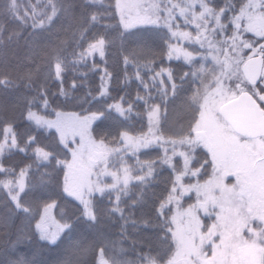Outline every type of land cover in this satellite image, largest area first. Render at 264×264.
<instances>
[{"label":"snow or ice","instance_id":"snow-or-ice-1","mask_svg":"<svg viewBox=\"0 0 264 264\" xmlns=\"http://www.w3.org/2000/svg\"><path fill=\"white\" fill-rule=\"evenodd\" d=\"M84 3L92 10L86 26L79 29L80 39H86L85 33L93 29L94 42L87 43L86 50L71 62L72 67L87 63V58L97 53L103 61L106 43L115 46L119 42L125 68L134 66L133 76L145 92L138 90L134 98L112 96L108 88L111 74L105 72L98 92L89 91L83 99L90 105L84 114L58 111L49 103L47 81L58 84V93L51 95L65 97L77 84L73 81L69 91L64 90L63 73L69 70V64L58 46L43 51L50 57L44 82L33 87L39 65L22 77L27 81L24 86L35 93L25 97L26 119L31 122L28 129L20 133L15 121L0 119V174L4 177L0 186L9 190L28 224H34V228L19 229L14 238L7 225L0 224V239L7 238L6 245L0 244V264H45L34 253L22 250L30 248L37 237L56 253L50 264H93L85 259L90 249L72 241L70 218L61 216L63 222H57L50 216L55 203H48L41 215L20 200L25 178L34 165L37 169L50 166L63 176L62 192L80 206L77 219L95 222L98 212L106 211L119 214L125 224L136 225L132 211L126 217L122 204L132 209L143 203L144 191L133 195L131 201L122 198L129 195L133 182L138 186L152 183L158 171L157 159L159 167L168 166L174 179L169 180L166 193L155 207L154 226L160 228L155 254L148 245L146 252L128 260L122 255L123 248L119 249L121 255L112 254L115 245L98 235V243L91 249H98L94 264H264V0H225L222 4L215 0ZM69 7L64 0H46L38 12L28 0L22 11L18 0H6L0 16L21 27L51 31L49 26L55 27L53 21L58 14L66 15ZM104 17L115 23H103ZM95 25H101L103 31L94 30ZM189 26L194 31L187 30ZM4 33L0 23V45L5 39L12 42L20 36L16 30L6 37ZM146 33L157 36L160 45L155 46ZM128 40H135L136 47H125ZM157 55L169 61L181 60L189 71L176 77L170 65L152 69ZM141 57L147 62L141 64ZM27 60L31 62V55ZM141 68L152 73L151 84L141 76ZM124 82H129L127 74ZM185 84L188 87L183 106L187 118L175 127L162 128L161 119L167 121V100L177 95L178 88L184 90ZM16 87L19 84L15 79L0 76V91ZM149 88L155 89V97ZM33 105L45 114L38 115ZM52 114L55 119L48 118ZM133 117L140 126L130 135L135 127ZM110 119L118 125L115 132L102 128ZM121 128L125 130L121 132ZM41 129L46 134L55 130L46 139L55 140L56 149L42 142ZM149 149H160L162 155L152 157L145 151ZM198 149L202 150L199 156ZM14 151L33 157V164L18 173L12 166H5L4 159ZM229 176L234 182L226 184ZM192 193L194 202L185 201ZM97 197L109 202L106 208L99 207ZM143 224L152 226L147 220ZM65 230L69 232V243L62 247L58 241ZM105 248L110 253L107 259Z\"/></svg>","mask_w":264,"mask_h":264},{"label":"trees","instance_id":"trees-1","mask_svg":"<svg viewBox=\"0 0 264 264\" xmlns=\"http://www.w3.org/2000/svg\"><path fill=\"white\" fill-rule=\"evenodd\" d=\"M6 0H0V8L4 7ZM22 5V11L28 6V0H18ZM46 0H32V5L39 12L41 6L44 5ZM225 0H215L216 4H222ZM64 3L69 7L67 14L60 16L53 21L51 31H41L39 29L33 30L31 27H21V25L11 20L8 17L0 16V23H3L5 27V37L9 31H19L20 36L18 39L9 42L5 39L4 44L0 45V76L10 77L15 79L19 84V87L11 88L6 91H0V119H7L15 121V128L18 132L23 133L28 129L31 122L26 119L27 116V101L25 97L35 95L33 91H30L24 85L27 83L26 79H22L27 72L35 70L39 65L40 71L33 77V87L37 84L44 82L46 69L50 57L43 55V51H49L52 47H59L61 49V55L65 58V63L69 64V70L63 73L64 77V90L69 91V84L75 82L77 87L71 90L70 96H60L58 94L51 95L52 93H58V84L53 81H47V87L49 92V103L58 111H64L67 113L84 114V110L90 107L89 104L83 103V99L86 94L91 91L93 94L99 90L101 83L100 77L108 72L111 74V79L108 81L109 92L112 96H125L126 98H134L137 91L141 94L145 92V89L141 87L140 81L134 78L133 73L136 71L132 64H129L126 68L122 61V54L119 42L115 46H109L106 43L105 57L103 61L99 58L98 53L94 56L87 58V63L81 62L75 64L72 67L71 62L74 61L80 51H85L87 43L94 42L91 40L92 31L90 29L85 33L86 39H80L79 29L86 26V17L91 11V7L85 5L84 0H64ZM31 15V13H29ZM112 22L109 17L103 18V23ZM31 21H29V24ZM94 30L103 31L101 25H95ZM33 33V35H30ZM148 38L155 46L160 45V40L152 33H146ZM251 36V33L248 34ZM44 46H48L45 48ZM125 47L135 48L136 41H125ZM76 56H73V53ZM31 55L32 60L29 62L27 57ZM147 61L141 57V64ZM96 64L97 67L92 69L91 65ZM171 66L174 76L178 77L181 72L189 71V66L184 64L181 60L173 59L171 61L167 58H161L157 55L151 64L152 69L159 70L160 67ZM54 67V65H53ZM83 73L84 75H81ZM127 74L129 82L125 83V75ZM140 74L145 79L149 80L151 84L150 76L152 73L148 69H140ZM179 84V80L176 81ZM188 85L185 84L184 90L177 89V95L167 100V121L161 119V127H175L177 124L183 122L187 118V113L184 109V96L186 95V89ZM153 95L156 96L154 88H149ZM32 110L37 112L38 115H43V109H37L35 105L32 106ZM135 112V108L133 109ZM115 116L116 114L113 113ZM49 119H55V115H49ZM122 119V118H121ZM135 123V117H133ZM99 123V121L97 122ZM144 131H147V120L144 121ZM139 124L135 123V127L129 132L130 135L135 134V129L139 128ZM118 125L113 120H106L102 125L103 130L115 132ZM96 128V124H93V129ZM121 132L125 129L121 128ZM51 133H55L52 129ZM51 133H45L43 129L40 130L41 140L49 147L56 149L58 147L55 140L46 139L47 135ZM96 136V132H93ZM151 154L152 157H157V154L162 155L160 149L145 150ZM202 150H197V156ZM143 152L141 156L143 157ZM126 160L130 159L125 157ZM179 159V158H176ZM175 161V159H174ZM195 163V161H193ZM5 166H12L18 173V171L24 168L26 165L33 164V157L25 155L20 152L14 151L12 155L7 156L4 159ZM158 171L154 172L152 183L147 186H138L135 182L130 185L131 191L127 197H123L131 201L132 196L137 194L141 189L144 191L143 203L136 204L134 208L130 209L128 206L122 204L125 210V216L132 211L133 218L136 220V225L125 221L119 216V214H109L106 211L98 212V218L95 222H89L86 218L80 216L79 204L67 197L62 192L63 176L59 174V171L53 172L51 167L45 169L43 166L34 165L29 169L25 178V189L23 193H20V200L30 207V211L35 213L37 210L43 215V209L48 203H55V207L52 208V214L57 222L61 221V216L70 218L73 223V230L71 232L72 241L78 245H83L85 248L90 249L85 255V259L92 261L94 264V258L98 254L96 251H91L98 243L97 236L100 235L106 242L113 243L115 245L114 252L112 254L121 255L120 248L125 251L122 254L124 258L128 260H135L136 255L139 252H146L147 246L151 245L153 254H155L158 241L156 240L157 234L160 233V228L155 227V207L158 203L159 197L163 196L167 191V185L170 179H174V175L170 173L167 165L159 167V159H157ZM46 172H50L51 175H45ZM3 174H0V180H3ZM15 191V189H13ZM99 207L104 209L108 205L107 200H100ZM147 220L150 227H145L143 221ZM0 224L7 225V231H9L13 238L16 232L23 227H32L34 224L29 225L25 219V213L16 208L15 203L12 201L9 194V190L0 186ZM126 229V230H125ZM69 236L68 230L61 235L58 243L61 246H66L69 243L67 239ZM135 243L136 251H133V242ZM7 243V238L0 239V244ZM22 250L34 253L36 258L50 264L55 258L56 253L50 251L46 246V242L40 241L35 238L30 248L25 246ZM110 255L107 248H105V258Z\"/></svg>","mask_w":264,"mask_h":264},{"label":"rangeland","instance_id":"rangeland-1","mask_svg":"<svg viewBox=\"0 0 264 264\" xmlns=\"http://www.w3.org/2000/svg\"><path fill=\"white\" fill-rule=\"evenodd\" d=\"M187 30H189V31H194V29L191 27V26H189L188 27V29ZM181 43H184V42H181ZM184 46L185 47H187V44H184ZM201 51H203V50H201ZM208 66H210V65H206V67H208ZM174 163H175V161H174ZM110 179V178H109ZM185 179H187V178H185ZM229 181V179H228V177L225 179V183L227 184V182ZM232 181L234 182V177H232ZM202 182V181H201ZM194 193H192V194H190L189 196H186L184 199H185V201H188V200H193V202H194ZM50 216L56 221V219L54 218V216H53V214H52V209H50Z\"/></svg>","mask_w":264,"mask_h":264},{"label":"flooded vegetation","instance_id":"flooded-vegetation-1","mask_svg":"<svg viewBox=\"0 0 264 264\" xmlns=\"http://www.w3.org/2000/svg\"><path fill=\"white\" fill-rule=\"evenodd\" d=\"M257 103L259 104V103H261V102L258 100V101H257ZM228 179H229V181L227 182V184H228V183H232V182H233V181H232V177H231V176H229V177H228Z\"/></svg>","mask_w":264,"mask_h":264}]
</instances>
